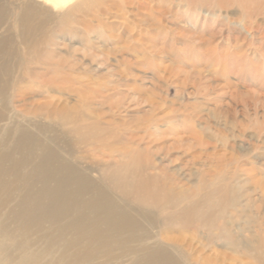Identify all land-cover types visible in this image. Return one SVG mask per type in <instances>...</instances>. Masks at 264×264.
<instances>
[{
    "label": "rangeland",
    "instance_id": "obj_1",
    "mask_svg": "<svg viewBox=\"0 0 264 264\" xmlns=\"http://www.w3.org/2000/svg\"><path fill=\"white\" fill-rule=\"evenodd\" d=\"M21 1L0 4L10 14L40 3ZM42 3L30 30L1 32L7 43L0 51V111L41 125L97 172L140 148L176 187L219 181L238 204L226 214L231 230L254 235L264 224V63L253 31L264 37V10L246 15L237 0L224 9L215 0H74L70 10ZM241 55L243 73L260 67L262 75L235 77ZM81 120L95 125L96 145L74 143L72 122ZM193 234L168 236L184 238L188 251L205 244ZM222 245L193 256L208 258L206 264H221L215 255H224V264H254L241 244Z\"/></svg>",
    "mask_w": 264,
    "mask_h": 264
},
{
    "label": "bare ground",
    "instance_id": "obj_2",
    "mask_svg": "<svg viewBox=\"0 0 264 264\" xmlns=\"http://www.w3.org/2000/svg\"><path fill=\"white\" fill-rule=\"evenodd\" d=\"M73 1H31L20 12L13 9L10 14L5 13L8 7L0 4V51L7 43L1 32L16 25L20 31L30 30L33 21L40 18V13L33 10L40 8L39 4L44 2L61 10ZM215 1L224 9L232 0ZM255 1L264 0L237 3L246 15L259 16L264 5L258 7ZM5 14L10 16L4 24ZM46 16L50 19L52 15L48 11ZM253 32L254 50L264 63V37L258 30ZM237 58L243 66L238 72L232 71L235 77L262 75L260 67L243 73L246 58ZM250 94L260 99L254 90ZM18 120L0 111V264H206L208 258L199 259L193 254L218 243L231 249L241 244L246 258L264 264V224L257 225L254 235L236 225L231 230L226 214L238 204L231 189L219 186V181L202 180L188 189L176 187L161 169L142 157L140 148L124 150L126 162L113 163L97 172L56 144V136L48 135L41 125ZM72 123L69 130L74 143L90 141L88 144L94 145L99 140L95 125L84 126L82 120L81 124ZM185 231L197 234L205 243L199 242L200 250L189 244L187 251L183 248L184 238L168 236L173 232L183 235ZM218 256L224 264L227 258L215 255L214 260Z\"/></svg>",
    "mask_w": 264,
    "mask_h": 264
}]
</instances>
